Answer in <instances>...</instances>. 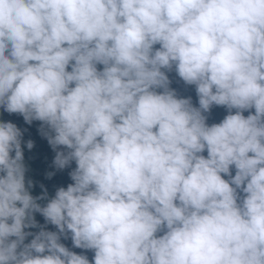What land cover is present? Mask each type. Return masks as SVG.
<instances>
[{
	"label": "clouds",
	"instance_id": "obj_1",
	"mask_svg": "<svg viewBox=\"0 0 264 264\" xmlns=\"http://www.w3.org/2000/svg\"><path fill=\"white\" fill-rule=\"evenodd\" d=\"M0 108V264H264V0H0Z\"/></svg>",
	"mask_w": 264,
	"mask_h": 264
},
{
	"label": "trees",
	"instance_id": "obj_2",
	"mask_svg": "<svg viewBox=\"0 0 264 264\" xmlns=\"http://www.w3.org/2000/svg\"><path fill=\"white\" fill-rule=\"evenodd\" d=\"M158 47V46H156ZM98 68L102 69V66H98ZM70 70V69H69ZM171 80L170 87L176 90L177 94L181 98L191 97L193 106L198 107V98L195 92V86H188L183 83L182 80L175 74V72H171L168 74ZM254 113V109L252 110ZM235 110H233V113ZM227 110L224 107L213 106L210 110V113L207 114L208 119L207 123L209 125L213 123H219L226 115ZM245 116L248 115V112L244 113ZM12 122L17 125L23 131V140H22V150L24 153V163L28 169L26 172V181L31 179L33 181V187L29 189L30 194L34 197L42 195L43 189L41 185L47 190L49 198L55 195V191L58 187H67L68 184L72 183L68 173L75 167V163L71 165V167L66 168L62 171L56 170L53 166V160L55 156V152L51 149L47 140L40 135L39 128L41 122L33 121L31 125L26 124L23 117L19 114H8L4 112L2 108H0V122ZM26 129V131H24ZM28 140H32L34 142V147L32 150H28L26 147V142ZM14 155V153H13ZM203 155H207V153H203ZM48 172H54L55 175L52 176L51 179L47 178ZM232 175H235V169H231ZM228 179V177H223ZM40 203H45V201H40ZM35 219L37 223L41 226H45L44 218L36 213ZM40 229H25V231L38 232ZM46 230L48 231H56L55 226L46 225ZM32 237H29L25 242H30ZM61 243L65 244L70 250L76 252L77 254L87 255L90 261L92 262V258L94 253L89 250L76 249L72 247L71 239L64 240L61 239Z\"/></svg>",
	"mask_w": 264,
	"mask_h": 264
}]
</instances>
